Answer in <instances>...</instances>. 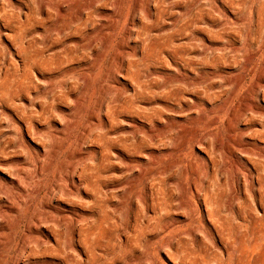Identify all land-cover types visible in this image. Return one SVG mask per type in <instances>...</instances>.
<instances>
[{"label":"rangeland","instance_id":"1","mask_svg":"<svg viewBox=\"0 0 264 264\" xmlns=\"http://www.w3.org/2000/svg\"><path fill=\"white\" fill-rule=\"evenodd\" d=\"M252 160L264 0H0V264H237Z\"/></svg>","mask_w":264,"mask_h":264},{"label":"bare ground","instance_id":"2","mask_svg":"<svg viewBox=\"0 0 264 264\" xmlns=\"http://www.w3.org/2000/svg\"><path fill=\"white\" fill-rule=\"evenodd\" d=\"M194 18L195 15L193 16V19ZM251 164L256 173L255 176H252V179H256V183L258 184V195L261 199H264V164L257 160H252ZM240 182L241 177L237 175L235 183L240 185ZM240 237L243 241V246L240 250L237 264H264V214L261 217H252L246 225V232ZM257 252H259L258 257L255 260H252L253 253ZM204 258L206 263H209V261L206 260V257ZM194 264L202 263H199L198 261L195 263L194 261Z\"/></svg>","mask_w":264,"mask_h":264}]
</instances>
